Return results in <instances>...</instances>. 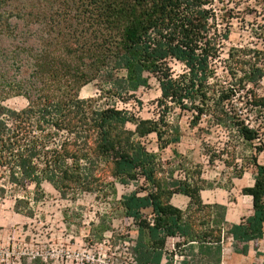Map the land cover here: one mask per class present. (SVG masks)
<instances>
[{"label": "trees", "instance_id": "obj_1", "mask_svg": "<svg viewBox=\"0 0 264 264\" xmlns=\"http://www.w3.org/2000/svg\"><path fill=\"white\" fill-rule=\"evenodd\" d=\"M213 2L83 0V39H46L39 49L29 39H3L7 43L0 48V195L8 185L25 193L15 197V211L33 213L29 199L43 195V181L63 195L91 193L100 186L115 194V182L127 184L141 177L144 193L132 191L119 201L124 215L137 226L136 264H160L168 237L182 238L176 245L187 251L185 264H219L221 231L240 255L247 254L249 242L263 238L264 163L257 162V154L264 152V144H256L264 127V87L257 94L263 70L249 62L243 81H228L218 72L230 24L219 26L226 17L215 12ZM172 60L182 65L179 73L172 71ZM150 76L160 90L156 119L79 96L84 85L94 82L98 97L108 94L125 101L148 86ZM240 89L245 92L238 100L245 98L248 110L261 108L256 125L226 104ZM13 96L24 97L27 105L15 109L4 104ZM175 107L190 113L191 127L203 119L209 126L229 127L256 153L246 157L247 163L243 160L254 168L253 184L241 189L251 197L252 207L239 222L226 221V205L202 201L200 191L212 184L194 177L199 170L183 178L169 172L167 178L161 174L157 153L141 143L149 134L156 136L159 150L180 142L181 127L167 119ZM231 155L236 158L235 149ZM241 175L239 169L237 176ZM28 184L35 190L31 198ZM174 194L188 197L184 209L171 203ZM146 209L150 219L143 214ZM171 256L166 254L165 264H172Z\"/></svg>", "mask_w": 264, "mask_h": 264}, {"label": "rangeland", "instance_id": "obj_2", "mask_svg": "<svg viewBox=\"0 0 264 264\" xmlns=\"http://www.w3.org/2000/svg\"><path fill=\"white\" fill-rule=\"evenodd\" d=\"M82 1L0 0V48L7 43L3 39H29V43L37 49L46 39H54L52 42L55 39H83L81 31L86 25ZM212 7L218 15L226 17L219 26L225 27L228 21L230 24L228 39L223 42L218 72L228 81H243V70L249 62L255 61L263 70L257 85V94L261 95L264 87V0H214ZM230 49H233V57L228 54ZM169 63L174 73L182 70L179 62L172 60ZM244 92V89H240L226 104L230 109V106L237 109V113H242L250 125H256L260 120L261 108L248 110L245 98L238 100V95ZM99 93L96 83L91 82L80 89L79 96L84 99L98 98L97 104L100 106L114 104L141 118L156 119L160 113L157 107L160 90L154 76L149 77L148 86L139 88L125 101L108 94L98 97ZM4 104L21 109L27 105V100L22 96H13ZM167 119L181 127L179 143L159 150L154 134L140 139L147 150L157 153L161 174L168 178L171 172L172 177L183 178L187 173L191 175L194 169L199 170L200 174L194 177L212 184L200 191L204 203L226 205V221L229 223L239 222L250 215L251 197L243 194L241 189L253 184L254 168L250 163L246 164V157L251 153L256 154L251 152L252 148L242 145L229 127L209 126L206 119L191 127L190 113L177 107L167 113ZM127 126L134 128L132 124ZM260 133L262 140L256 144H264V127H260ZM233 149L236 158L231 155ZM263 156L264 152L257 154L260 164L264 163ZM102 167L98 168V175H101ZM239 169H242L241 176H237ZM114 186L115 194L108 186H100L91 193L73 195L69 192L63 195L49 182L43 181V195L38 196L37 200L29 199L33 210L31 215L14 210L15 197L25 193L12 191L10 185L6 186L5 193L0 195V264H123L134 254L137 226L124 215L119 201L122 195L132 191L143 194L145 184L138 177L127 184L115 182ZM26 188L30 198L34 196L33 185L28 184ZM170 201L184 209L188 197L174 194ZM149 212L148 209L143 210L148 219ZM221 238L219 264H225L233 254L235 260H242V256L248 257L250 250L251 260L257 263L264 261V235L261 240L249 242L246 255L234 252V242L224 231H221ZM173 243L175 240H167L168 251H173ZM182 249H175L173 261H177L176 264L182 260L178 254H187Z\"/></svg>", "mask_w": 264, "mask_h": 264}, {"label": "built area", "instance_id": "obj_3", "mask_svg": "<svg viewBox=\"0 0 264 264\" xmlns=\"http://www.w3.org/2000/svg\"><path fill=\"white\" fill-rule=\"evenodd\" d=\"M173 239V240H175V243H173L172 244V248H173V251L171 250V251H168L167 249H166V243H167V240L168 239ZM222 239V238H221ZM167 240H166V242H165V253H164V255H163V258H162V260H161V263L160 264H165L166 263V261H167V258H166V254H171L172 253V259H171V263L172 264H176V262L177 261H173V255H174V252H175V249L176 248H180V249H182L183 248V246L184 245H181L180 247H178L176 244L177 243H179V242H181L182 241V238H180V237H178V236H173V237H168L167 238ZM222 243H223V240H221V245H222ZM222 247V246H221ZM178 255H180V256H182V260L180 261V262H178L177 264H185L184 263V260H185V254H178ZM225 256V255H224ZM123 264H136V258H135V255L134 254H132V256H129L128 258H127V260L123 263Z\"/></svg>", "mask_w": 264, "mask_h": 264}, {"label": "crops", "instance_id": "obj_4", "mask_svg": "<svg viewBox=\"0 0 264 264\" xmlns=\"http://www.w3.org/2000/svg\"><path fill=\"white\" fill-rule=\"evenodd\" d=\"M235 254H233V255H230V257L228 258V259H230V260H227L226 262L224 261V257H223V263L225 262V264H253V263H257V262H255V261H253V260H251V250L249 251V253H248V257H247V255L246 256H242V260H240V259H238V261L237 260H235L234 259V256ZM237 261V262H236Z\"/></svg>", "mask_w": 264, "mask_h": 264}]
</instances>
